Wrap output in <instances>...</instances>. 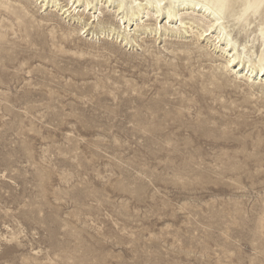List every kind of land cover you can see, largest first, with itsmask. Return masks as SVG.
Segmentation results:
<instances>
[{"label":"rangeland","instance_id":"obj_1","mask_svg":"<svg viewBox=\"0 0 264 264\" xmlns=\"http://www.w3.org/2000/svg\"><path fill=\"white\" fill-rule=\"evenodd\" d=\"M40 1L0 0V264H264L261 98Z\"/></svg>","mask_w":264,"mask_h":264},{"label":"bare ground","instance_id":"obj_2","mask_svg":"<svg viewBox=\"0 0 264 264\" xmlns=\"http://www.w3.org/2000/svg\"><path fill=\"white\" fill-rule=\"evenodd\" d=\"M40 4L56 6L62 15L79 22L81 26L72 30L76 34L112 35L125 46L138 45L145 51L149 47L142 44L143 35H152L155 41L170 33L176 37H193V42H178L172 52L188 55L195 49L205 53L212 68L204 83L222 95L235 90L243 103L254 104L261 98L264 106V4L261 0H41ZM107 9L111 11L109 15L105 14ZM203 39L221 51L223 60L219 64L212 50L206 48L208 44L201 45ZM99 48L91 44L85 49L89 54L104 55L94 51ZM257 90L262 92L260 97ZM188 166L190 162L183 160L178 168Z\"/></svg>","mask_w":264,"mask_h":264},{"label":"snow or ice","instance_id":"obj_3","mask_svg":"<svg viewBox=\"0 0 264 264\" xmlns=\"http://www.w3.org/2000/svg\"><path fill=\"white\" fill-rule=\"evenodd\" d=\"M262 4H264V0H261Z\"/></svg>","mask_w":264,"mask_h":264}]
</instances>
